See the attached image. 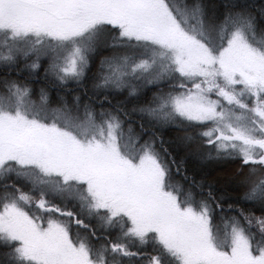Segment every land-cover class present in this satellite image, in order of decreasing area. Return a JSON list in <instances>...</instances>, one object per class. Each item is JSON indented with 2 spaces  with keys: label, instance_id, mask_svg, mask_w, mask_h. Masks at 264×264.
<instances>
[{
  "label": "snow or ice",
  "instance_id": "snow-or-ice-1",
  "mask_svg": "<svg viewBox=\"0 0 264 264\" xmlns=\"http://www.w3.org/2000/svg\"><path fill=\"white\" fill-rule=\"evenodd\" d=\"M0 264H264V0H0Z\"/></svg>",
  "mask_w": 264,
  "mask_h": 264
}]
</instances>
